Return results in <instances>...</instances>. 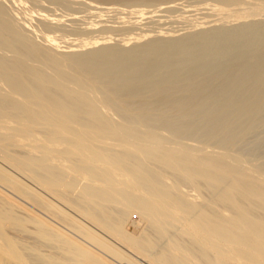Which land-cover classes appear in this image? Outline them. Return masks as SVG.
I'll use <instances>...</instances> for the list:
<instances>
[{
  "label": "bare ground",
  "instance_id": "bare-ground-1",
  "mask_svg": "<svg viewBox=\"0 0 264 264\" xmlns=\"http://www.w3.org/2000/svg\"><path fill=\"white\" fill-rule=\"evenodd\" d=\"M235 1L60 49L69 25L0 0V264H264V20Z\"/></svg>",
  "mask_w": 264,
  "mask_h": 264
},
{
  "label": "rangeland",
  "instance_id": "rangeland-1",
  "mask_svg": "<svg viewBox=\"0 0 264 264\" xmlns=\"http://www.w3.org/2000/svg\"><path fill=\"white\" fill-rule=\"evenodd\" d=\"M3 1V3L6 5V8L8 9V10H10V12L13 14V15H15L17 18H20V17H23V18H27L28 20H29V22L31 23V25L34 27V26H36V24H37V21L35 20L36 18L38 19L39 17H40V15L41 14H47V15H49V14H51V15H49L51 18H55V19H58L59 20V23L61 24V23H64V24H67V25H69L68 27H66L65 25H64V27L65 28H68L67 30H68V32H69V29L70 30H73L74 29V32H77V31H79L80 30V28L82 29V30H85V29H87V30H90L91 31V29H92V33H88V34H86V35H81V34H75V35H73L74 34V32H70L72 35H70V33L69 34H67L66 32H65V30H63V31H58V32H55V33H51L50 35H53V36H55V38H57L56 39V41L59 43V46L61 47L60 49H64L65 48V46L68 44V43H74V42H76L77 41V39L79 38V37H94V38H96V39H98V38H108V39H110L109 41L110 42H115V40H118L119 38L120 39H126V38H137V37H140L141 39H144L145 37H152V36H154V35H157V34H159V33H162V34H170V35H182V34H184L185 32H186V30L188 31L189 29H191V28H198V27H208V26H214V25H216L217 24V22H218V20H220L221 19V15L219 14V13H216V12H214V11H212L211 10V6H214V5H221V4H219L218 2H217V0L215 1V0H213V1H211V0H204V1H202V0H198V1H200V2H198V1H196L195 2V0H194V2L193 3H189L191 0H171V1H173V2H171L170 0H168L167 2H151L150 4H145L144 6H143V4H133V5H128V7H126L127 5H124L123 6V4L122 5H118L119 3H115V4H113L114 2H102V3H104V4H102V3H100V2H93V1H91V0H82V2H80L79 0H67V2L68 3H66V0H58V2L59 3H61L62 4V6H60L59 7V3H57L56 2V0H55V2L58 4H56L55 2V4L54 3H52L53 1H51L50 0V2H49V0H31L32 1V3L34 4V3H36V5L34 6V5H32V3H31V1L29 2V0H17V2H16V0H9L10 1V3L7 1V0H2ZM35 1V2H34ZM64 3V5H63V3ZM78 1V2H77ZM181 1H184V2H181ZM185 1H186V3H185ZM238 1V0H237ZM235 1L236 2V4H235V2L232 4V5H229V6H226V8H244L245 10H247L249 13H251V15L252 16H250V19H257L258 20V18L260 19V17H261V19L260 20H264V9H260V8H258V6H257V1H255V0H244V1ZM250 1V2H249ZM254 3H253V2ZM41 2V3H40ZM49 4H48V3ZM73 2V3H72ZM76 2L78 3V4H76ZM175 2V3H174ZM181 2V3H180ZM217 2V3H216ZM31 5H30V4ZM67 4V7H66V4ZM70 3H72V4H70ZM82 3V5H80ZM84 3V4H83ZM100 3V4H99ZM106 3V4H105ZM108 3V4H107ZM153 3V4H152ZM189 3V4H188ZM252 3V4H251ZM41 5L42 4V7H44L45 5V7L46 8H48V7H50L49 8V10L47 11V9H46V11H44L45 10V8L43 9V10H41L39 7L37 8V6L38 5ZM86 4H88L87 6H86ZM151 4L152 5H154V4H156V5H154V6H151ZM158 4V5H157ZM185 4V5H184ZM255 4V5H254ZM7 5H9L8 7H7ZM70 5H72L71 7L73 8V9H75L76 7V10L77 11H79V12H75L76 10H73L72 11V8H69L70 7ZM81 6L82 7V9H81V7H79V6ZM90 5V6H89ZM118 5V6H117ZM138 5V6H137ZM189 5V6H188ZM11 6V7H10ZM14 6V8H12ZM22 6V7H21ZM31 6V7H30ZM57 6V7H56ZM64 6V7H63ZM84 6H86V7H84ZM139 6H141V7H139ZM146 6V7H145ZM171 6V7H170ZM173 6V7H172ZM191 6V7H190ZM257 6V7H256ZM24 7V9H22ZM33 7V8H32ZM41 7V6H40ZM56 7V8H55ZM62 7V8H61ZM66 7V8H65ZM90 7V8H89ZM92 7H93V9H92ZM162 7V8H161ZM163 7H164V9L166 8V7H169V10L167 11L166 9V12L164 11V9H163ZM11 8H12V10H11ZM31 8V9H30ZM85 8V9H84ZM96 8V9H95ZM170 8H173L172 10H173V12H171L170 10ZM177 8V10L179 11H175V9ZM180 10H179V9ZM201 8V9H200ZM21 9V10H20ZM64 9V10H63ZM66 9V10H65ZM80 9L82 10V13H81V11H80ZM87 9V10H86ZM14 10V11H13ZM69 10V11H68ZM71 10V11H70ZM124 10H127V11H124ZM137 10H141L140 12H137ZM157 10V11H156ZM160 10V11H159ZM162 10H163V12H162ZM182 10V11H181ZM21 11V12H20ZM50 11V12H49ZM65 11V12H64ZM84 11V12H83ZM119 11H121V12H123V13H121V12H119ZM183 11H185V13L183 12ZM261 11V12H260ZM19 12V13H18ZM45 12H47V13H45ZM53 12V13H52ZM63 12V13H62ZM70 12H71V14H70ZM167 12L169 13V14H167ZM200 12V13H199ZM208 12V13H207ZM67 13V14H66ZM196 13V14H195ZM213 13H214V15H213ZM28 14H29V16H28ZM31 14V15H30ZM54 14V15H53ZM57 14V15H56ZM113 14V15H112ZM116 14V15H115ZM126 14V15H125ZM205 14V15H204ZM206 14H208L207 15V17H206ZM210 14H212L211 16L212 17H210L209 15ZM22 15V16H21ZM80 15V16H79ZM91 15V16H90ZM110 15H111V17H110ZM160 15V16H159ZM164 15V16H163ZM166 15H167V17H166ZM255 15V16H254ZM84 16V17H83ZM88 16V17H87ZM172 16V17H171ZM181 16V17H180ZM188 16V17H187ZM215 16V17H214ZM66 17V18H65ZM109 17V18H108ZM71 19V21H70V19ZM74 18H76V20L74 19ZM112 18V19H111ZM113 18H115V19H113ZM168 18V19H167ZM173 18V19H172ZM200 18V19H199ZM263 18V19H262ZM69 19V20H68ZM72 19L75 21V23L74 22H72ZM77 19H79L80 21H82L83 22V24H82V22H80V21H78ZM155 21H154V20ZM163 19H164V21L166 22H164L163 21ZM176 19V20H175ZM212 19H214V20H212ZM109 21V23H108V21ZM150 20H152V21H150ZM180 20V21H179ZM77 21H78V23H77ZM146 21L148 22V23H146ZM172 21V22H171ZM207 21V22H206ZM71 22V23H70ZM130 22H132V24L130 23ZM141 22V23H140ZM161 22H163V23H165V24H163V23H161ZM169 22H170V24H169ZM173 22H176V23H173ZM205 22V23H204ZM72 23H74V24H72ZM76 23L78 24V25H76ZM80 23V24H79ZM118 23V24H117ZM143 23V24H142ZM145 23V24H144ZM149 23H157V24H149ZM180 23H182V24H180ZM189 23V24H188ZM35 24V25H34ZM134 24V25H133ZM147 24H149V25H147ZM192 24V25H191ZM209 24V25H208ZM63 25V24H62ZM110 26L109 28L107 27V26ZM130 27H129V26ZM132 25V26H131ZM150 25H151V27H150ZM157 25V26H156ZM159 25V26H158ZM170 25V26H169ZM208 25V26H207ZM71 26H74V27H72V28H70ZM77 26V27H76ZM107 28V29H105V27ZM111 26H113V27H111ZM120 26H122L123 28H124V30L120 27ZM125 26V27H124ZM168 26V27H167ZM172 26H175V27H172ZM176 26H177V28H176ZM96 27H98V28H96ZM117 27V29H115ZM127 27V28H126ZM138 28V29H134V28ZM153 27V28H152ZM155 27V28H154ZM64 28V29H65ZM78 30H77V29ZM96 28V29H95ZM101 28H103L104 29V31H105V33L103 32H100V30H102ZM121 30H120V29ZM133 30H132V29ZM162 28V29H161ZM166 28V29H165ZM168 28V29H167ZM175 28V29H174ZM110 29H112V30H114L115 32H113L112 30H110ZM147 29V30H146ZM153 29V30H152ZM165 29V30H164ZM178 29V30H177ZM186 29V30H185ZM76 30V31H75ZM94 30H96V31H94ZM109 30V32H107ZM121 31L120 32V34L121 35H119V32H117V31ZM132 30V31H131ZM140 30H142V31H140ZM148 30H150V31H148ZM152 30V31H151ZM183 30V31H182ZM123 31V32H122ZM126 31V32H125ZM153 31H155V32H153ZM64 32H65V34H64ZM100 32V33H99ZM107 32V33H106ZM111 32H113V34H111ZM128 32V33H127ZM62 34V35H61ZM94 34V35H93ZM123 34V35H122ZM125 34V35H124ZM39 35V36H38ZM77 35V36H76ZM90 35V36H89ZM70 36V37H69ZM76 36V37H75ZM96 36V37H95ZM108 36V37H107ZM36 40H38V41H42L39 37H41L40 36V33H36ZM116 38H118V39H116ZM119 39V40H120ZM64 42H66V43H64ZM243 164L244 165H248L247 164V162H243ZM46 197H48V196H46ZM49 199H51L50 197H48ZM59 205V204H58ZM130 219L131 220H133V221H136L137 223H141L142 221H141V219L137 216V214H132L131 216H130ZM127 229L129 230V231H134L135 230V227H133L132 225H128V227H127ZM120 247V246H119ZM122 248V247H121ZM123 249V248H122ZM126 251V250H125ZM127 253L128 254H130L131 256H133L131 253H129L128 251H127Z\"/></svg>",
  "mask_w": 264,
  "mask_h": 264
}]
</instances>
